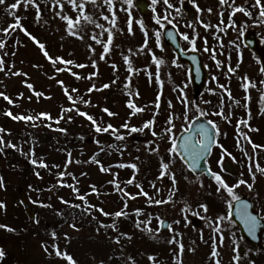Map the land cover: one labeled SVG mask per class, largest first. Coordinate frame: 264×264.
<instances>
[{"label": "rangeland", "instance_id": "rangeland-1", "mask_svg": "<svg viewBox=\"0 0 264 264\" xmlns=\"http://www.w3.org/2000/svg\"><path fill=\"white\" fill-rule=\"evenodd\" d=\"M135 1L129 6L125 0H112V11L105 0L95 5L76 0L77 5L84 3L83 10L78 6L73 10L71 0H23L16 9L11 5L18 0L0 5V44L7 38L13 42L25 28L31 32L25 40L13 42L11 55L0 47V85L13 98L0 112L4 142L0 145V225L14 230L0 228V249L5 253L0 264H69L55 255V249L70 256L74 264H176L177 260L180 264H264V251L241 238L230 220L233 200L223 188L218 190L214 176L191 174L170 154L172 142L191 120L202 116L213 121L219 135L207 160L211 172L239 198L248 199L264 221V173L257 171V166L264 169V73L258 57L242 43V36L251 33L259 38L264 53L259 8L255 0H227L223 5L220 0H146L150 14L142 16ZM185 1L196 11L192 20L180 8ZM236 7L251 15H233ZM81 11L94 23L80 17V24L74 23V35H69L65 17L75 22ZM17 20L20 27L10 29ZM173 25L182 48L198 52L206 68L207 80L197 97L187 65L163 41V29ZM109 32L112 42L105 53ZM34 40L44 45L48 57ZM153 57L163 61L159 69ZM59 59L66 63L51 62ZM229 67L234 71L229 72ZM245 77L255 84L247 93ZM129 102L143 111L133 114ZM221 108L228 119L212 115ZM78 112L92 117L95 125ZM41 114L50 119H36ZM17 116L34 120L12 118ZM146 122H152L151 129L128 131L141 129ZM109 125L117 131H95L97 126ZM252 145L259 147L253 150ZM224 161L233 165L235 175L223 170ZM162 162L169 168L159 178ZM121 164L134 165L135 170L118 167ZM114 184H119V191ZM73 188L85 192L92 207L63 206L61 201ZM20 189L27 193L33 220L20 204ZM117 212L126 215L116 218ZM148 220L151 232L144 230ZM163 220L170 229H160ZM194 220L199 226L193 225ZM261 239L264 244V230ZM213 245L216 257L211 255Z\"/></svg>", "mask_w": 264, "mask_h": 264}, {"label": "snow or ice", "instance_id": "snow-or-ice-1", "mask_svg": "<svg viewBox=\"0 0 264 264\" xmlns=\"http://www.w3.org/2000/svg\"><path fill=\"white\" fill-rule=\"evenodd\" d=\"M20 2H23V0H18V3L16 4H13L11 5V8L12 9H16L19 7L20 5ZM86 2H90L92 4H96L97 3V0H86ZM105 2L109 5V11H112V8H111V5H112V0H105ZM126 3H128L129 6H131V3H132V0H125ZM227 2V0H220V4L223 5ZM5 3V0H0V5H3ZM28 3H32V0H28ZM71 3L73 5V10L76 9V7L78 6L81 10L84 9V3L81 2L79 3V5H77L76 3V0H71ZM153 3H155V0H153ZM165 3H167V0H165ZM35 6V5H33ZM255 7L259 8V18L261 19V22L264 23V6H261V0H255V4H254ZM169 7H171V5H169ZM37 12H39V9H37ZM243 13L245 16H250L251 14L246 11L244 8L242 7H236L233 11V15L235 13ZM80 17H83L84 21L87 22V23H94V21L92 20V18L90 16H86L84 15L83 11L80 12V16L77 17V19L75 20V22H73L71 19H66L67 21V24H68V27H69V35H74V32L72 31L73 29V26H74V23L75 25H79L81 20H80ZM103 19L107 20L108 17H102ZM112 23H113V26H115V17L113 16V20H112ZM157 23L159 24L160 21L159 19H157ZM20 27V24H19V20L16 21V23L14 25H11L10 26V29L11 28H18ZM97 27H103L102 25H97ZM161 27H163V25H161ZM173 27H175V25H173ZM233 27H235V25H233ZM21 31H23V29L21 28ZM105 31H107V29H105ZM25 35H28L27 32H25ZM168 35L171 37L172 34L171 33H168ZM241 35H243V32H241ZM156 36H157V40H159V37H160V33H156ZM79 38V37H77ZM95 38V37H93ZM183 39L187 40L188 37L185 35L183 36ZM112 42V34L111 32H109V35H108V42L107 44L104 46V52L107 53L109 51V45L111 44ZM34 43H37L38 47L41 49V51L44 53L45 57H48V53L46 51H44V45L42 44H39L37 41L34 40ZM97 43H99V41H97ZM190 43H194V41H190ZM0 47H3L2 44H0ZM195 50V49H193ZM104 57L101 56V59H103ZM51 59V58H49ZM53 64L55 63H60V64H64L66 63L64 60L62 59H59L58 61L57 60H52L51 61ZM125 62L128 63L127 61V58H125ZM154 64L157 65V68L159 69V65L163 63V61H158L155 57H153V61H152ZM2 64H3V61H0V70H3L2 69ZM93 67H95V64L92 65ZM79 67H84V65H79ZM113 67H115L113 65ZM66 70V69H65ZM129 72L132 71L131 67H129L128 69ZM229 72H233L234 70L229 67L228 69ZM261 73H264V68H261ZM15 75H20V73H15ZM77 79H80V77H77ZM215 79V78H214ZM157 80H159V77L157 75ZM245 80V83L243 84V89L245 91V93L248 92V89L249 87H255V84L253 83H250L248 82V78L245 77L244 78ZM27 87L31 88L32 86L31 85H27ZM105 88L109 87V85H105L104 86ZM130 86L128 84H125V88H129ZM223 88V86H221ZM65 94L67 95V91H65ZM225 94L228 96V98L231 100L232 97H231V93L230 92H227V90H225ZM37 95H40V94H37ZM4 99L8 101V103H12V101L7 97V96H4ZM69 99H71V97H69ZM245 100H248V97L245 96ZM261 100H264V96H261ZM157 101H159V96H157ZM222 103H223V97H222ZM238 103V102H237ZM171 106V105H170ZM127 107H129L130 109L133 110V114H136V113H139V112H142L143 109L142 108H139L137 107L135 104L129 102ZM156 107L159 108V103L156 104ZM65 111H68L67 109ZM104 111H107L106 109ZM199 111V109H198ZM6 115L8 116H11L12 114L10 112L8 113H5ZM202 115H207V113H201ZM78 115L82 116V117H85L86 119L92 121V123L95 125V121L92 120V117L90 116H87L84 112H78ZM108 115H113V113L111 112H108ZM212 115H218V116H221V118L223 119H228L227 116H225L222 108L220 111L218 112H215V113H212ZM13 119L15 120H20V121H33L34 118L29 116V117H24V116H17V117H12ZM39 118H43V119H50V117H48L47 115H44V114H41V117H37L36 119H39ZM199 118V117H198ZM56 123H59V121H56ZM172 123V120H171V117L169 118V121H168V124H171ZM241 123H244L246 125V121H241ZM208 125H210V129L209 127H206L205 125L201 124L197 127H195V129H193V127H189L188 128V132L189 133H192V135H189L185 138H183V143H181L179 145V148L182 150V153L181 152H178L177 151V145L175 143V141L172 142V148L170 149V154L172 153H175L176 155L178 156H181V159L183 160H186V161H190L191 162V169H196L199 167V162L201 160H204L206 155L209 154L211 152V148L213 146V144L215 143V137L217 135H219V132H218V129H217V125L209 120L207 122ZM125 128H127V124L124 126ZM239 127V126H238ZM152 128V122H146L144 125H143V128L141 129H136V128H130L128 129V131L130 132H136V131H143L144 129H151ZM59 131V129H57ZM109 130H111L113 133H115L117 130L112 128L111 125H109L108 127L104 128V129H101L100 127H95V131L97 133H100V132H108ZM252 131H254V129H250ZM2 131V130H0ZM167 132L170 134L171 133V129H168ZM153 136L156 135L155 132L152 133ZM194 137H198V138H194ZM244 139H247V137H243ZM116 139H124L123 136H116ZM3 140L0 139V145H3ZM249 143H251V141L249 140ZM9 147H13L12 145H8ZM253 147V150H255L257 147V145H252ZM71 162V161H69ZM39 167H46V165L44 164H40ZM118 167H121V168H124V167H130V168H133L135 170V166L134 165H124V164H121V165H118ZM168 168H169V165L167 163H163L161 164V177L159 178H163V175L164 174H167L168 172ZM101 171H106V169H104L103 167H101ZM249 171L251 172L252 169L250 168ZM257 171H260L262 173H264V169H261L257 166ZM214 176V179L215 181L217 182L218 184V190L220 188H223L228 196L231 197V199L233 201H239V197L237 195L234 194V189L232 187H229L228 185H226L224 183V181L221 179V177L219 175H216V174H212ZM61 179H63V176L61 175L60 177ZM254 178V177H253ZM110 183H113V182H110ZM128 183H132V180H129ZM172 183H173V186H175V178L172 177ZM240 183H244V181H241ZM0 186H2V181H0ZM63 186H66V187H69V185H63ZM155 186V185H153ZM240 185L237 184L236 187H239ZM93 187V190L95 191V188L94 186ZM114 187L119 191L120 190V186L119 184H114ZM139 187V186H138ZM251 186H249L250 188ZM73 191H77L75 188H73ZM141 194L142 195H147L146 193H143V191H141ZM124 195L128 196L129 194L128 193H124ZM130 199H135V197H132V196H129ZM77 199H80L82 201L85 200V197L83 196H78ZM168 201H156L157 204L159 203H167ZM62 203H67L66 201H62ZM3 205L0 204V208H2ZM72 207H77L79 208L80 206L79 205H72ZM87 207H92L91 205H88ZM87 207L84 209L85 211H87ZM251 206L246 203V202H240V206L236 209V213L235 215L237 216V218L239 220H241V222L243 223L247 233L252 236L253 238H255V234L257 232V229L258 227H260V218H258V216L256 215H253L251 214L248 210ZM231 208H232V205L229 204V209H230V212H229V215L231 216L232 215V212H231ZM98 211L101 212L102 215H108L107 213H103V210L102 209H97ZM205 211H207V209L205 208ZM122 215H126V213L124 212H117L115 213V217L116 218H119L120 216ZM221 220L224 219L223 217L220 218ZM145 223V231H148V232H151L152 229L150 227H148V225H150L151 223V220H148ZM161 224H163V222H161ZM137 226L139 227V222L137 224ZM101 227H104V225H101ZM108 227H113V225H109ZM169 229H170V225L168 226ZM0 228H3L5 229L6 231H9V232H12L14 231L13 229L11 228H8L4 225H0ZM216 232H219L220 229L217 228L215 229ZM222 240V238H221ZM117 243L119 241H116ZM172 242H175V241H172ZM180 248V253L182 254L183 253V246L180 245L179 246ZM45 251H47V248H45ZM235 251V250H234ZM55 255L57 257H61L65 260H67L69 262V264H74V261L72 260V258L70 256H67L66 254H62L59 249H55ZM212 257H216L218 256V253L217 251L215 250V245H213V251L211 253ZM5 256V253L2 249H0V260H3ZM150 259H152L150 257ZM240 259V256L239 254H237L235 256V260L238 261ZM176 264H180L179 260L176 261ZM218 264V262H217Z\"/></svg>", "mask_w": 264, "mask_h": 264}, {"label": "water", "instance_id": "water-1", "mask_svg": "<svg viewBox=\"0 0 264 264\" xmlns=\"http://www.w3.org/2000/svg\"><path fill=\"white\" fill-rule=\"evenodd\" d=\"M134 5L138 9V11L140 12V14L142 16H148L150 14L146 0H136L134 2ZM180 8H181L182 12L186 15L187 19L192 20L195 18L196 11L192 7V5L189 1H185L184 3H182L180 5ZM168 33H171L172 36L170 37L168 35ZM162 37H163L164 43L167 44L172 49V51L174 52L177 60L188 66L191 85H192V88L194 90L195 96L197 97L198 93L203 89V87L206 83V79H207V72H206L205 66L203 65L201 55L196 51H184L182 49L179 32L174 27L164 28L162 31ZM242 41H243V44L250 51H252L253 53L258 55L259 65L261 68H264V53L261 49L259 39L251 33H246L242 36ZM198 117L193 119L189 123L188 127L184 131L179 133L178 136L176 137L175 143L177 145V151L178 152L182 153V150L179 148V145L181 143H183V138H185L189 135H192V133L188 132V128L190 126L193 127V129H195V127L203 124L206 127H209V129H210V125L207 124L208 121L202 116H198ZM194 138H198V137H194ZM215 143H216V137H215ZM215 143L213 144L212 148L214 147ZM212 148H211V150H212ZM209 155H210V153L206 155L204 160H201L199 162V167L194 169V170L191 169V162L190 161H186V160L181 159V156H178V155H176V156L186 166V169L190 173H192L194 175H205L206 177L211 179V178H213V175H212L211 170L209 169V167L207 165V159H208ZM222 168L229 173H232L234 175L236 174V171H235L233 165L229 161H224ZM18 193L20 195V204L24 208L27 218L29 220H33L35 218V214L29 206V199L27 197L26 191L24 189H20L18 191ZM240 202L248 203L251 206L248 211L251 214L256 215V216H258V218H260V227H258V229H257V232L255 234V238H253L252 236H250L247 233L243 223L235 215L236 209L240 206ZM231 205H232V208H231L232 215L230 216V220L238 228L240 237L243 238L244 240H246L249 244H251L253 246H257L264 251V244H263L262 239H261V234H262V231L264 230V221L262 220L261 216L257 212L253 211L252 203L246 198H239V201H233V203ZM162 222H163V224H160V229H162V230L168 229V226H169L168 221L163 220ZM193 225L199 226V221L194 220ZM239 253L242 254L243 249L240 248Z\"/></svg>", "mask_w": 264, "mask_h": 264}, {"label": "trees", "instance_id": "trees-1", "mask_svg": "<svg viewBox=\"0 0 264 264\" xmlns=\"http://www.w3.org/2000/svg\"><path fill=\"white\" fill-rule=\"evenodd\" d=\"M25 32L31 33L28 28H25L23 32H18L16 34L15 40H13V42H15L18 39H21V40L24 39L25 40L27 38V36L25 35ZM13 36H15V35H13ZM9 39L7 38L6 40L2 41L3 42V50H4V52L7 55H11L10 54L11 51H12V48L11 47H12V44H13V42H11ZM20 43H22V41H20ZM5 67L6 66H4V68ZM0 95H4V96H7L8 97V95H6L5 88H4L3 85H0ZM9 99H11V98L9 97ZM12 100H13V98L11 99V101ZM5 102H6L5 99H0V112H4L5 111V108L10 105V103H7V102L5 103ZM78 196L85 197V200L82 201L80 199H77ZM63 201H66L67 202V203H63V206H66L68 203L69 204H74V205L82 206L84 204L88 205V203L90 202L88 200V197L86 196L85 192H83L81 190H77V191L73 192L67 199H63Z\"/></svg>", "mask_w": 264, "mask_h": 264}]
</instances>
